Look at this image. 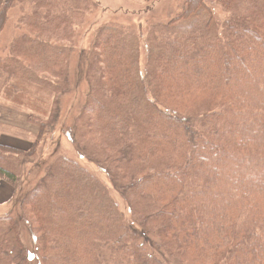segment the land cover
<instances>
[{"label":"trees","instance_id":"1","mask_svg":"<svg viewBox=\"0 0 264 264\" xmlns=\"http://www.w3.org/2000/svg\"><path fill=\"white\" fill-rule=\"evenodd\" d=\"M94 6L0 0V98L37 128L28 151L0 143V179L27 181ZM141 27L104 22L79 52L87 91L64 130L106 177L53 154L0 215V264H32L25 221L38 264H264V0H183L144 42Z\"/></svg>","mask_w":264,"mask_h":264},{"label":"rangeland","instance_id":"2","mask_svg":"<svg viewBox=\"0 0 264 264\" xmlns=\"http://www.w3.org/2000/svg\"><path fill=\"white\" fill-rule=\"evenodd\" d=\"M92 1L95 6L84 17L81 26L76 30V42L69 61L70 86L67 92L61 96L60 112L58 119L56 123L52 124V127H50L43 135L44 137L42 139V144L40 145V148H38L37 155L31 162H29L28 160V163L24 165L23 179L27 181H24V183L21 184L20 187H18L16 184V186L19 188V193L25 192L26 189H28L32 185L33 181H35L37 177L41 175V168H43L44 163L53 154H60L72 158L81 164L83 163V165H87L100 178L104 179L106 177L103 175L104 173H102L97 167L92 165L90 162L87 161V159L82 158L83 156L77 153L72 142L70 141V138L66 133V130H64L65 125L63 124L67 123L68 119L70 120V116L76 113L78 105L82 102V99L84 97L83 94L87 91V84L83 76L84 57L82 58V60H80L79 52L85 50L86 47H88L89 43L91 42V36L101 24H103L104 22H113L114 20L123 21V23H125L127 26H131L135 30L138 29L137 27L139 25H141V38L144 42L146 39V28L149 27L152 23L167 22L181 9L183 0H153L150 2L145 0ZM210 5L213 7L216 17H224L226 15V13L217 4L210 2ZM144 63L145 55L144 51L141 49V68L144 67ZM71 108L72 110L70 111ZM21 111L23 110L15 106L9 105L7 101H4L0 98V135L6 134L5 136L7 137H10L8 135H11L17 140L21 139V141L23 142H28V144H26V148H19L20 150L28 151L32 147L33 142L35 141L36 130H31L30 132L23 131L22 129L25 128L23 124L20 125L19 122L16 123L14 121L13 125L10 122L12 116H15L17 118L19 115L23 116ZM27 123L29 125H32L28 121ZM35 129L37 128L35 127ZM20 136L24 138L18 139V137ZM0 143L5 144L6 142L4 143L0 141ZM37 161H40V163L42 164L39 165L38 168L40 172L36 173L33 168L38 165ZM31 175L34 176L31 177ZM32 178L34 180H32ZM0 181L12 185L11 183L3 179H0ZM112 195L119 204L120 209L127 216L128 214L126 210V202L115 191L112 193ZM15 209L16 204H13L11 205L8 211L3 213V215L8 212L10 213V215H13L15 212H17ZM26 223V221L22 223L20 232L21 238L26 247H28V250L30 252L31 263L38 264L36 255L32 252L34 245H32V240L30 239L29 229Z\"/></svg>","mask_w":264,"mask_h":264},{"label":"crops","instance_id":"3","mask_svg":"<svg viewBox=\"0 0 264 264\" xmlns=\"http://www.w3.org/2000/svg\"><path fill=\"white\" fill-rule=\"evenodd\" d=\"M21 112H22L23 116L19 115L18 118L15 117V116H12L11 120L13 122L11 120H10V122L13 125H14V121L16 123L19 122L20 125L23 124L24 127H25V128L22 129L23 131L30 132L31 130H33V131L36 130L34 126L29 125L27 123L26 112H24V111H21ZM5 135L6 134H1L0 135V141H2L4 143L6 142L8 145H12V146H15V147H18V148H26L27 147L26 144H28V142H26V141L23 142L20 139V138H24V137L20 136V137H18V139H20V140H17L16 138H14L11 135H8L10 137H7ZM23 140H26V139H23ZM16 191H17L16 185H10V184H8L6 182L0 181V212H1L0 214L3 215V213L8 211L10 209L11 205H13Z\"/></svg>","mask_w":264,"mask_h":264}]
</instances>
